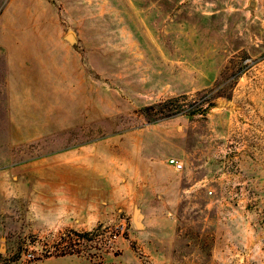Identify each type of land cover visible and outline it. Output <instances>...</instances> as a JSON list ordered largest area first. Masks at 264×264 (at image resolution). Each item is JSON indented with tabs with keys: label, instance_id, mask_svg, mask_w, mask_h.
<instances>
[{
	"label": "rangeland",
	"instance_id": "374dc122",
	"mask_svg": "<svg viewBox=\"0 0 264 264\" xmlns=\"http://www.w3.org/2000/svg\"><path fill=\"white\" fill-rule=\"evenodd\" d=\"M0 264H264V0H0Z\"/></svg>",
	"mask_w": 264,
	"mask_h": 264
},
{
	"label": "trees",
	"instance_id": "16d2710c",
	"mask_svg": "<svg viewBox=\"0 0 264 264\" xmlns=\"http://www.w3.org/2000/svg\"><path fill=\"white\" fill-rule=\"evenodd\" d=\"M178 101H179L178 97L166 99V100H164L162 102L157 103L156 105L145 107L144 108V112L146 114H148L149 112L153 111L155 108L161 107V110L157 111V113L163 115L164 118H170V117H172L173 115H175L177 113H183V111H180V109H178ZM207 105L210 106V107L212 106V104H210V103H208ZM165 109L168 112L167 114L163 113ZM197 113L201 114V111H197L195 109V110H192V111L189 112V114H191V115H194V114H197Z\"/></svg>",
	"mask_w": 264,
	"mask_h": 264
},
{
	"label": "crops",
	"instance_id": "0c3cea01",
	"mask_svg": "<svg viewBox=\"0 0 264 264\" xmlns=\"http://www.w3.org/2000/svg\"><path fill=\"white\" fill-rule=\"evenodd\" d=\"M169 159H171V158H169ZM173 159H175V158H173ZM177 160V159H176ZM167 161H168V159H167ZM178 161V160H177ZM172 167V166H171ZM74 181H76V182H79L80 181V179H79V176H76V179H74ZM62 223L64 222V221H61ZM48 226H50V221H49V219L45 222ZM68 225H70V227H73V228H75L76 230L77 229H79V230H81V224L77 221V220H75V219H73L72 221L70 220L69 221V224ZM48 228H50V227H48Z\"/></svg>",
	"mask_w": 264,
	"mask_h": 264
},
{
	"label": "water",
	"instance_id": "95a60500",
	"mask_svg": "<svg viewBox=\"0 0 264 264\" xmlns=\"http://www.w3.org/2000/svg\"><path fill=\"white\" fill-rule=\"evenodd\" d=\"M255 7V4H254V2H251L250 4H249V9H253ZM66 40L69 42V43H74L75 42V39H74V37L71 35V34H68L67 36H66ZM136 213H134V215H133V221H134V224L136 225V226H138V222H137V220H136Z\"/></svg>",
	"mask_w": 264,
	"mask_h": 264
},
{
	"label": "built area",
	"instance_id": "2783aa9c",
	"mask_svg": "<svg viewBox=\"0 0 264 264\" xmlns=\"http://www.w3.org/2000/svg\"><path fill=\"white\" fill-rule=\"evenodd\" d=\"M167 163L172 166V168L176 171V172H179L182 170V164L177 161L176 159H168Z\"/></svg>",
	"mask_w": 264,
	"mask_h": 264
}]
</instances>
